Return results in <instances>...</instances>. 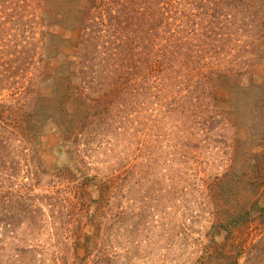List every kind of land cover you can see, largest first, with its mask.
Instances as JSON below:
<instances>
[{
  "label": "rangeland",
  "instance_id": "1",
  "mask_svg": "<svg viewBox=\"0 0 264 264\" xmlns=\"http://www.w3.org/2000/svg\"><path fill=\"white\" fill-rule=\"evenodd\" d=\"M20 1L0 0V46L19 42L23 18L41 4ZM51 26L47 31L64 38L61 51L74 55L80 35ZM58 64L54 56L28 72L27 79L43 81L39 97L20 98L21 75L3 81L0 140L17 163L20 190L26 183L35 196L18 209L17 228L8 209L0 211V264H264L263 108L244 109L232 129L184 127L162 141L168 146L159 141L148 152L144 128L133 140L126 111L90 109L88 102V112L63 129L46 118L47 79ZM253 78L264 81V60ZM46 189L54 198L40 203L36 195ZM256 201L248 221L230 227L229 217Z\"/></svg>",
  "mask_w": 264,
  "mask_h": 264
},
{
  "label": "trees",
  "instance_id": "2",
  "mask_svg": "<svg viewBox=\"0 0 264 264\" xmlns=\"http://www.w3.org/2000/svg\"><path fill=\"white\" fill-rule=\"evenodd\" d=\"M40 2L36 14L23 18L19 42L13 39L16 45L0 46V94L6 89L3 81L6 86L12 76L21 75L20 98L39 97L43 81L36 75L34 81L27 79L28 72L58 57L59 64L47 79L50 110L43 115L56 126L61 121L59 128L87 113L88 102L90 109L116 108L127 112L125 125L131 126L133 140L144 128L151 152L156 143L184 127L195 125L202 134L221 124L232 129L240 126L244 109L252 114L264 109V81L253 80V69L264 60V0ZM24 6L32 8L28 3ZM49 25L80 35L74 55L61 51L64 38L47 31ZM63 57L66 65L61 63ZM246 78L249 81L244 84ZM143 121V127L139 126ZM17 169L8 142L1 139L0 211L8 209L13 228L21 224L18 209L35 196V189L26 183L20 190ZM53 198L49 189L36 195L40 203ZM257 207L258 201L231 215L230 227L243 225ZM258 210L264 213V207ZM33 217L26 216L32 228L36 226ZM219 226L228 229L225 223Z\"/></svg>",
  "mask_w": 264,
  "mask_h": 264
}]
</instances>
